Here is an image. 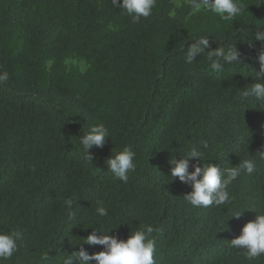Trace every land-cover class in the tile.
<instances>
[{
  "label": "trees",
  "instance_id": "trees-1",
  "mask_svg": "<svg viewBox=\"0 0 264 264\" xmlns=\"http://www.w3.org/2000/svg\"><path fill=\"white\" fill-rule=\"evenodd\" d=\"M246 3L242 17L223 22L211 13L189 17L187 0H157L149 18L132 24L111 0H0V72L9 73L0 84V232L24 233L2 264H62L81 246L90 255L103 250L75 245L92 228L99 236V228L116 227L107 234L127 240L143 223L158 229L155 264H249L242 249L229 247L264 211L257 153L264 151V107L237 99L256 82L264 42L252 33L264 31V3ZM199 34H211L213 49L236 45L242 64L218 75L206 55L185 63ZM98 123L110 136L90 150V162L78 137ZM201 139L209 144L205 161L221 169L257 159L256 172L230 185V205L192 207L183 200L191 187L168 176L169 158ZM125 146L137 164L127 184L105 163ZM203 163L190 158L189 171ZM68 198L75 221L63 204ZM97 200L109 212L100 222ZM252 264H264V256Z\"/></svg>",
  "mask_w": 264,
  "mask_h": 264
},
{
  "label": "clouds",
  "instance_id": "clouds-1",
  "mask_svg": "<svg viewBox=\"0 0 264 264\" xmlns=\"http://www.w3.org/2000/svg\"><path fill=\"white\" fill-rule=\"evenodd\" d=\"M264 0H259V4ZM258 4V5H259ZM113 9L119 8L122 13L130 18L132 24H138L142 19L149 18L153 9L157 5V0H111ZM179 6V5H178ZM249 4L246 0H187L188 16H196L202 13H211L223 22H235L248 12ZM170 15H175L173 11ZM257 28L252 33V38L256 41L264 42V31ZM211 34H199L192 39L184 55V62L192 64L197 61V57L206 55L207 63L212 72L221 74L225 66L242 64L240 52L236 45L225 47L217 46L212 48V41L208 38ZM217 41H222L216 38ZM259 71L252 72L253 79L256 81L240 89L237 99L241 103L255 100L259 106L264 107V51L259 52ZM9 73L0 72V84L8 81ZM109 129L104 123L91 125L83 135L79 136V145L85 160H92L90 150L94 147H103L109 139ZM209 150L206 140H199L192 143L184 156L179 155V159L172 155L168 164L171 165L170 178H178L183 184L189 185L191 191L183 197V200L195 208H208L212 206L221 207L232 203V196L229 192L230 185L233 184L241 175H252L257 171V159L245 157L239 159V163L221 169L219 164L207 163L205 156ZM259 161H264V151H259ZM197 158L205 162L194 164L193 171H189V159ZM136 153L128 146L121 151L113 152V155L106 160L108 172L114 179L124 184L129 182L130 171H135L137 164ZM68 213V219L76 220V212L73 211L74 201L68 198L63 202ZM223 209H227L226 207ZM256 219L248 222L242 229L238 237L229 242L232 249H242L245 259L252 264L259 257L264 256V211L257 212ZM242 211L236 212L231 217H240ZM97 222L101 218L108 217L109 212L102 200L96 201L93 212ZM76 224V223H74ZM92 228V227H89ZM116 228V227H114ZM112 228V229H114ZM83 243L90 246L100 245L103 250L97 253L88 254L81 246L79 251H74L70 255L64 256L62 264H155V233L158 229L149 223L139 224L132 228L127 240L117 239L110 236L111 230L103 231L104 235H97V227ZM24 233L20 230L0 232V264L10 260L19 251L20 244L23 242ZM43 253L42 260H48L49 256Z\"/></svg>",
  "mask_w": 264,
  "mask_h": 264
},
{
  "label": "rangeland",
  "instance_id": "rangeland-1",
  "mask_svg": "<svg viewBox=\"0 0 264 264\" xmlns=\"http://www.w3.org/2000/svg\"><path fill=\"white\" fill-rule=\"evenodd\" d=\"M175 4H179L180 3V1H182V0H172ZM79 66L81 67V68H83L84 67V64L82 63V62H80L79 63Z\"/></svg>",
  "mask_w": 264,
  "mask_h": 264
}]
</instances>
